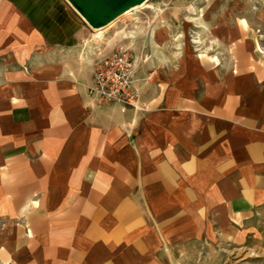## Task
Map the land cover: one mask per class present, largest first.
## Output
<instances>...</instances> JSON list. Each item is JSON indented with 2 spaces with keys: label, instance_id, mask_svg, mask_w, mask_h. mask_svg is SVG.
I'll list each match as a JSON object with an SVG mask.
<instances>
[{
  "label": "crops",
  "instance_id": "1",
  "mask_svg": "<svg viewBox=\"0 0 264 264\" xmlns=\"http://www.w3.org/2000/svg\"><path fill=\"white\" fill-rule=\"evenodd\" d=\"M262 1L149 0L94 29L67 0H0V264L264 250ZM120 48L125 110L89 93Z\"/></svg>",
  "mask_w": 264,
  "mask_h": 264
},
{
  "label": "built area",
  "instance_id": "2",
  "mask_svg": "<svg viewBox=\"0 0 264 264\" xmlns=\"http://www.w3.org/2000/svg\"><path fill=\"white\" fill-rule=\"evenodd\" d=\"M135 57L129 48H120L97 64L89 93L96 103H118L134 107L138 93L133 87Z\"/></svg>",
  "mask_w": 264,
  "mask_h": 264
},
{
  "label": "rangeland",
  "instance_id": "3",
  "mask_svg": "<svg viewBox=\"0 0 264 264\" xmlns=\"http://www.w3.org/2000/svg\"><path fill=\"white\" fill-rule=\"evenodd\" d=\"M183 252L170 264H264V250L255 248L252 241L230 239L213 245L191 246Z\"/></svg>",
  "mask_w": 264,
  "mask_h": 264
},
{
  "label": "water",
  "instance_id": "4",
  "mask_svg": "<svg viewBox=\"0 0 264 264\" xmlns=\"http://www.w3.org/2000/svg\"><path fill=\"white\" fill-rule=\"evenodd\" d=\"M94 29L113 24L129 11H135L149 0H67Z\"/></svg>",
  "mask_w": 264,
  "mask_h": 264
},
{
  "label": "bare ground",
  "instance_id": "5",
  "mask_svg": "<svg viewBox=\"0 0 264 264\" xmlns=\"http://www.w3.org/2000/svg\"><path fill=\"white\" fill-rule=\"evenodd\" d=\"M140 7H141V6H140ZM128 13H132V11H129V12L125 13L124 15H126V14H128Z\"/></svg>",
  "mask_w": 264,
  "mask_h": 264
}]
</instances>
